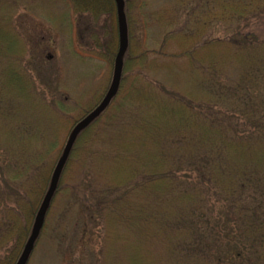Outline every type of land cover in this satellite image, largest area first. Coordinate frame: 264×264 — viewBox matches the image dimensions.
<instances>
[{"label": "trees", "instance_id": "obj_1", "mask_svg": "<svg viewBox=\"0 0 264 264\" xmlns=\"http://www.w3.org/2000/svg\"><path fill=\"white\" fill-rule=\"evenodd\" d=\"M71 2L76 18L85 24L86 52L109 64V72H114L119 50L115 0ZM173 2L180 11L176 21L148 12L149 0H124L129 45L123 55L119 91L109 107L78 135L54 197L75 162V152L82 151L78 142L84 134L89 132L98 139L106 135L113 141L124 136L114 153L84 147L90 169L111 158L114 175L109 176V183L96 185L90 192L92 200L86 206L82 203V209L114 221L116 232L142 229L149 233L148 245L147 238L143 239L147 247L135 245L132 251L128 249L127 257L133 261L140 256L141 262L144 257L149 263L155 254L165 264H264V0ZM154 25L165 31L157 49L149 42L148 32ZM78 27H82L79 22ZM171 44L177 51L170 50ZM160 61H180V68L186 62L192 77L188 80L200 81L202 91L167 87L157 75ZM128 63L133 67H127ZM24 76L27 78L3 72L0 86L16 87V82L23 88L21 93L52 108L54 121L67 116L60 101L56 109L36 90L29 75ZM106 82L99 84L101 97ZM0 98L3 108H11L0 111V125L8 128L0 133V148L5 149L3 158L12 159L10 146L14 143L15 150L24 146L32 131L24 116H9L16 109L10 97L1 92ZM6 101L10 106H5ZM89 112L85 110V114ZM8 133L11 145L3 137ZM126 139L128 145L124 146ZM27 159L19 155V161L0 164V229L5 226L7 230L19 218L10 204L20 195L15 189L12 194L4 193L6 183L9 187L21 178L33 208L50 185L57 161L43 168L44 163ZM129 195L136 202L130 204ZM87 218L91 221V216ZM21 232L28 235L29 230ZM117 233L116 239H123ZM25 234L16 237L19 246L14 243L4 249L0 264L16 262ZM158 236L163 237V244Z\"/></svg>", "mask_w": 264, "mask_h": 264}, {"label": "rangeland", "instance_id": "obj_2", "mask_svg": "<svg viewBox=\"0 0 264 264\" xmlns=\"http://www.w3.org/2000/svg\"><path fill=\"white\" fill-rule=\"evenodd\" d=\"M148 4V12L150 10L159 12L160 19L178 20L180 11L175 8L176 6H173V0H149ZM0 17H3L0 20V76L3 72L6 74L10 72L16 75L19 74L22 76L19 77L21 79L23 77L27 78L24 74L29 75L28 79L33 82L36 90L46 97L48 101L52 102L53 107L55 106L57 109L60 101L68 112L67 116H65L66 118L59 119L58 115H56L58 120L54 121L52 119V108L47 109L37 104L33 98H29L31 97L30 95L21 93L23 88L15 81L16 87L0 86V93H6L16 108L12 109L9 116L12 114L24 116L29 127L28 130L32 131V135L28 137L26 144L24 146L18 145L16 150L14 149L16 145L14 143L11 145L10 134L8 133L7 137L3 136L8 141V144L11 145L12 159L3 158L2 155L5 149L2 151L0 148V164H2V161H19L17 156L20 155L21 157L24 155L29 158L27 159L28 161L32 162L33 160L44 163V168L49 166L51 162L58 161L73 127L86 115L85 110H93L104 98L113 80V72H109V64L101 59L96 60V58L86 52L84 46L85 38H82L86 35L85 24L83 20L78 21L76 18L71 0H0ZM78 22L81 24V28L78 27ZM148 33L151 34L150 45L153 48H159V43L165 31L154 25ZM169 48L173 52L177 51L174 44H171ZM156 65V71L160 69L157 75L165 85H168L167 87L176 91H183V89H187L185 92L202 91L199 89L200 81L196 80V84H194L193 80H188V78L191 79L192 77L191 70L186 62L183 63L181 68L179 67L181 65L180 61L176 63L160 61ZM153 66L150 70H153ZM127 67H133V64L128 63ZM108 78L109 81L106 82ZM102 81L108 83V86L101 97L98 88H101L99 84ZM205 93L206 91L204 92L203 90V95ZM21 97L25 106H21L19 102L22 100ZM5 104V106H10L7 101ZM3 107L2 99L0 98V111L11 110V108ZM4 114L7 115V112H4ZM5 115L2 116V120H4L3 117H6ZM7 129L6 126L0 125V133L5 134L6 132L4 131ZM124 131H128V129L125 128ZM128 134L126 138H128ZM124 138L122 136L121 140ZM121 140L116 141L114 139L113 141L112 138L107 139L106 135H101V138L98 139L89 132L80 138L78 145L82 148V151L79 152L78 150L75 152V162L65 173L62 188L54 197L40 236L27 264L166 263L157 257L159 255L155 254L152 255L153 259L149 263L145 261L144 257V261L141 262L140 256H136L132 261L127 257L130 252H127L128 249L132 251L135 245L146 248L149 241V233L142 229L136 232L129 230L117 231V233L115 231L117 227L114 228V221H105L104 216H96L94 212L90 211L89 215L88 212L82 209V203L86 206L89 204L90 199L92 200L90 195L96 185L109 183L107 181L109 176L113 177L114 175L111 172V169H113V165L110 166L111 161H113L111 158L106 159V162L99 161L101 165L95 169L96 171L90 169L88 164H86L89 159L86 158V153L83 151L84 147H96L99 150L98 153L105 151L109 153V151L113 152L115 147L120 146ZM27 143L28 146H26ZM138 144L140 145V143ZM123 145H128L127 139ZM45 158L50 160H41ZM98 158L99 156L97 155L96 161ZM10 165L12 168L11 163ZM54 168L55 166L53 170ZM53 170H51V174ZM21 172H23L22 169ZM27 177L25 176V178ZM20 180L22 179L17 178L14 182L9 183V187H6L8 186V183H6L5 187L2 188L6 194H12L15 189L19 193L20 199L10 204V207L18 211L19 216L17 217L19 218L7 230L5 226V228L2 227L3 229H0V254L5 252V248L9 249L12 247L14 243L15 247L19 246L20 243L17 242L16 237L25 234V232L22 233L21 231L25 230L28 232L29 230L28 235L25 234L21 239V243L23 244L24 242L23 251L32 232L41 199H43L41 198L40 204H37L34 208L32 205L29 206L30 198L28 196L31 194L22 189L24 186L21 185ZM43 195L41 196L43 197ZM139 199L137 201L140 205L142 201ZM134 201L136 202V198L129 195L128 202L131 204ZM34 204L36 205V203ZM108 209L105 211L108 212ZM87 216H91V221H88ZM21 223L23 225L20 226ZM112 231L115 233H112ZM116 233L117 236L121 235L123 239H119V237L116 239ZM146 238L147 245L146 242H143V239ZM162 238L158 236L157 241L163 244ZM11 261L8 260L9 263Z\"/></svg>", "mask_w": 264, "mask_h": 264}, {"label": "water", "instance_id": "obj_3", "mask_svg": "<svg viewBox=\"0 0 264 264\" xmlns=\"http://www.w3.org/2000/svg\"><path fill=\"white\" fill-rule=\"evenodd\" d=\"M115 3L117 9V22H118V30H119L120 47L115 60L113 80L110 84V87L106 95L101 100V102L93 110L87 113L81 120H79L73 127V130L69 136L65 148L53 170L50 185L48 187L46 194L44 195L42 203L36 214L32 232L16 264H27L30 259V256L35 248L37 240L44 226L46 214L50 208L51 202L58 189L63 170L67 164V161L70 157L71 151L73 149L74 143L79 133L84 129H86L96 118H98L109 107L112 99L117 95L119 91L122 69H123V55L128 47V28H127L126 16L124 13V0H115Z\"/></svg>", "mask_w": 264, "mask_h": 264}]
</instances>
